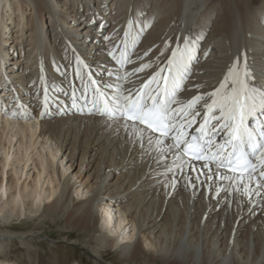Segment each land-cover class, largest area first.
I'll use <instances>...</instances> for the list:
<instances>
[{
    "label": "bare ground",
    "instance_id": "obj_1",
    "mask_svg": "<svg viewBox=\"0 0 264 264\" xmlns=\"http://www.w3.org/2000/svg\"><path fill=\"white\" fill-rule=\"evenodd\" d=\"M140 24L151 26L136 39ZM187 35L204 38L180 100L211 93L237 56L246 55L256 82L264 83V0L256 6L252 0H0V216L6 208L23 211L30 199L34 212L61 211L84 232L110 231L116 219L107 247L122 264H264V190L250 198L219 176L209 179L206 174L217 172L211 162H188L165 176L176 157L169 153L157 163L146 141L142 148L126 135L122 121L89 114L93 80L135 94L156 71L165 41L174 47ZM121 53L131 62L118 63L113 54ZM148 62L145 71L116 79ZM205 100L211 103L205 95L195 106L200 114L188 137L200 134ZM8 102L19 114H1ZM218 115L207 113L204 141L211 138L213 151L225 140ZM248 124L257 127L251 118ZM33 151L37 175L27 182ZM257 180L264 178L254 174L249 187ZM25 237L0 233V258L5 241Z\"/></svg>",
    "mask_w": 264,
    "mask_h": 264
},
{
    "label": "snow or ice",
    "instance_id": "obj_2",
    "mask_svg": "<svg viewBox=\"0 0 264 264\" xmlns=\"http://www.w3.org/2000/svg\"><path fill=\"white\" fill-rule=\"evenodd\" d=\"M150 26L140 24L136 39ZM133 27L134 22L130 19L128 29ZM129 35L130 32L125 31L123 43L126 46ZM203 38L200 35L195 38L187 35L182 41L177 38L174 47L169 41H165L164 49L155 61L156 71L135 94L131 89L125 90L122 84L101 86L93 80L92 84L96 87L93 89L94 99L91 101L92 109H89V114L98 113L113 122L122 121L121 126L126 135L132 138L133 142H139L142 148L146 141L147 150L156 153L154 160L157 163L164 161L169 153L176 157L171 167L165 165V176L174 170H182L184 164L188 163L184 159L185 155L196 160H209L217 169L216 173L206 174L209 179L213 175L219 176L229 181L230 186L234 185L236 191L251 198L254 194L260 195L264 190L262 180H257L256 188L249 187L254 174L264 178V119L260 118L264 115V83L256 82L257 78L247 63V56L243 59L237 56L218 87L211 93L197 94L188 101L180 100L179 94L189 90L186 82L191 75L195 53L199 50ZM135 42L136 40L133 41L134 44ZM151 51L152 49H149L145 52L144 57ZM204 55L207 58L208 51ZM113 58L121 65L131 62L124 53H121L120 58L113 54ZM150 67L152 62L144 63L125 76L117 75L116 79L123 81L127 75H135ZM200 87L198 84L193 85L196 89ZM105 89L112 90V94ZM205 95L211 100V103L205 100L207 113L218 110L219 115L214 118L220 122L219 128L225 132L224 143L219 145L216 151L210 147V137L204 141L209 125L207 113L203 123L199 125L200 136H191L188 139L187 129L192 125L195 116L200 114L195 106ZM250 118L256 121L257 127H249ZM211 127L213 130L217 129V125ZM219 169H225L226 172L222 173Z\"/></svg>",
    "mask_w": 264,
    "mask_h": 264
},
{
    "label": "rangeland",
    "instance_id": "obj_3",
    "mask_svg": "<svg viewBox=\"0 0 264 264\" xmlns=\"http://www.w3.org/2000/svg\"><path fill=\"white\" fill-rule=\"evenodd\" d=\"M252 1L253 5L255 6L260 2V0ZM13 13V17L16 20V11L14 9ZM28 19L29 17H27V20ZM97 23L98 20L93 24V32L96 29L95 27L98 28V26H96ZM12 28H14V26L8 27L6 30L8 29L10 33V30L12 32ZM52 34L53 32H49L47 34L49 40H52ZM12 35L13 33L11 34V38ZM2 69L3 67L1 66L0 73L2 72ZM16 106L13 108V106L10 105V102H8L7 105L3 106V109L5 110H3L1 114L4 116V114L7 113L12 117L15 116L16 113L19 114L20 111ZM14 109H17V112ZM0 119L2 121L3 118ZM11 121L20 122V120L17 121L12 119ZM1 124L3 123H0V127ZM4 135L5 134L0 131L1 145L5 143ZM29 154L32 160L28 163L25 170V176L29 175L30 177L26 179V181L28 180L27 182H29L32 177L37 175V171L34 168V166L37 165L34 151ZM66 161L67 160H65V163ZM79 164L80 157L78 156L75 163L76 168L73 173L79 168ZM90 172L91 171L85 173L84 177L82 178L83 181ZM41 178V183H43L45 186L47 179L46 175L41 176ZM22 209L23 211H20L19 209L14 213H11L9 209L6 208L3 212V215L0 216V233L9 235H26V237L22 239L23 241H21L19 238H10L4 242L5 244L3 243L1 250L6 256L0 258V263L122 264L117 261L115 252L113 250L111 251L107 247L108 239L112 236V230L116 225V219L114 224H111L110 231L106 229L101 231L100 228H97L95 232H84L77 230L68 224L66 215L61 211L57 212L56 214H50L49 212H44L41 214V208L38 213L34 212L30 206V199L25 200ZM126 231L128 230H125V232ZM137 264H144V262L139 261Z\"/></svg>",
    "mask_w": 264,
    "mask_h": 264
}]
</instances>
